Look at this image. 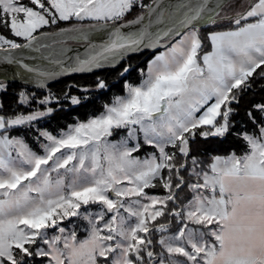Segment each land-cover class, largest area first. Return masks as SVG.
Masks as SVG:
<instances>
[{
  "label": "snow or ice",
  "instance_id": "snow-or-ice-1",
  "mask_svg": "<svg viewBox=\"0 0 264 264\" xmlns=\"http://www.w3.org/2000/svg\"><path fill=\"white\" fill-rule=\"evenodd\" d=\"M0 29L15 38L0 31V64L38 88L155 53L99 114L38 130L40 151L12 132L52 115L53 94L37 101L43 110L0 113V264H264V101L246 112L254 130L235 134L240 154L191 155L198 137L229 133L254 80L264 88V0H0ZM97 34L106 39L92 43ZM70 40L84 55L67 56ZM27 53L57 70L29 66ZM108 87L97 76L96 90ZM33 98L21 91L18 103ZM145 145L155 151L135 155Z\"/></svg>",
  "mask_w": 264,
  "mask_h": 264
},
{
  "label": "trees",
  "instance_id": "trees-1",
  "mask_svg": "<svg viewBox=\"0 0 264 264\" xmlns=\"http://www.w3.org/2000/svg\"><path fill=\"white\" fill-rule=\"evenodd\" d=\"M145 3H149L150 0H144ZM244 2V0H237V3ZM140 9L134 8L131 13L128 14L126 19H133ZM87 24L86 22H84ZM69 26L61 22L59 27ZM53 30H57V26H53ZM48 31H51L47 29ZM211 29H205V32ZM3 31V29H0ZM3 34L10 37L7 31H3ZM204 33H202V38ZM15 39V38H13ZM67 43L81 45V42L68 41ZM154 52H144L129 57L119 66L113 69H107L88 75H74L65 79H61L47 87L38 88L26 85L18 81H5L7 85L6 91L0 92V113L10 114L14 111L23 113L30 112L29 107H25L18 103V94L21 91L34 97L31 99L30 105L34 102L45 97L49 93L53 94L59 103H51L50 107L54 109L52 115L35 122L34 126L30 128H18L14 129L12 134L22 135L26 141L37 151H39L38 143L35 139L37 131L47 130L50 133L56 135L61 131L66 130L70 125L75 124L77 121H86L89 117L99 114L103 110V105L110 103L114 94L123 95L124 88L123 83L127 80L130 83L138 84L141 77L139 69L145 68L147 62L152 58ZM131 65L130 71L124 76L120 77V71L127 65ZM97 76L105 79L108 84L107 90H96L95 83ZM262 82L259 80L253 81V89L247 94L243 95L240 104L233 105L238 107V112L231 119L234 123L228 134L224 138H208L207 140L197 138L196 142L191 145V155L203 157V163L207 164L210 162L208 154H220L226 155L230 151L235 150L237 154H240L245 149V142L239 139L235 134L242 133L243 131L254 130V125L249 121L246 114L247 110L251 109V106L255 103L264 101V88L260 87ZM76 85V87H70ZM81 88H89L90 91L85 93L81 91ZM64 93H68L69 97L72 95L77 96L81 99V103L78 105H72L67 99L64 98ZM85 97H87L85 99ZM257 120L260 119L259 113L256 114ZM145 150L150 151L152 148L148 146L144 147ZM160 190V191H157ZM156 192L162 194V188H156L150 190V192ZM184 195L187 197L189 194L185 190ZM39 264V262H38Z\"/></svg>",
  "mask_w": 264,
  "mask_h": 264
},
{
  "label": "water",
  "instance_id": "water-1",
  "mask_svg": "<svg viewBox=\"0 0 264 264\" xmlns=\"http://www.w3.org/2000/svg\"><path fill=\"white\" fill-rule=\"evenodd\" d=\"M103 39H106V37H103L99 34L95 35L92 37V43H101ZM72 42H77L75 40H70ZM81 45H75V44H70L66 43L64 47L66 49H70V51L67 52L68 57H75L76 55H84L85 53V48H86V43L83 41H80ZM57 47H60L59 45ZM160 49H157L156 51H159ZM144 52H153L151 50L145 49L142 52L139 53H132L129 54L124 60H122L118 65L115 67L119 66L121 63H123L126 59H128L131 56L144 53ZM28 56L33 57L32 59H25L24 63L28 64L31 67H36L40 66L41 68H50L51 70L55 71L57 70L55 67L50 66L47 61L39 60L36 59V57H39V53H27ZM115 67H106L104 69H98L95 70L92 73H96L99 71L107 70V69H113ZM92 73H69L67 75H62V76H57L53 79L44 81V87H47L61 79H65L74 75H88ZM0 80H5V81H18L21 83H24L29 86L37 87L36 86V79L34 77V74L32 73H27L25 72L22 68H20L18 65H5V64H0Z\"/></svg>",
  "mask_w": 264,
  "mask_h": 264
},
{
  "label": "rangeland",
  "instance_id": "rangeland-1",
  "mask_svg": "<svg viewBox=\"0 0 264 264\" xmlns=\"http://www.w3.org/2000/svg\"><path fill=\"white\" fill-rule=\"evenodd\" d=\"M23 2L24 3H26V4H30V0H23ZM226 11H227V9H226ZM86 23H88V22H86ZM53 28L54 27H52V28H50L49 30H51V31H54L53 30ZM160 51V50H159ZM154 56V55H153ZM152 56V57H153ZM49 95V94H48ZM31 96V95H30ZM45 96H47V95H45ZM44 98V97H43ZM42 98V99H43ZM69 102H70V99H67ZM30 103H32V102H30ZM54 103V102H53ZM50 106V105H49ZM29 108H30V111H32L33 109H36V108H39L40 110H43L44 109V105H39L37 102H34L33 103V105L31 106V105H29L28 106ZM34 127H36V126H34ZM67 129V128H66ZM40 130V129H39ZM13 135H17V134H13ZM38 135H39V131H37V134L35 135V139L38 137ZM42 139V138H41ZM113 139H119V136L117 135V136H114L113 137ZM38 146H39V144H38ZM146 146V145H145ZM144 146V147H145ZM144 147L142 148V150L139 152V153H136L135 155H138V156H140V157H144L146 154H148V153H151V152H154L155 150L154 149H152V150H150V151H147V150H145L144 149ZM36 150V149H35ZM39 151H40V148H39ZM163 190V189H162ZM148 191H150V190H148ZM157 191H160V190H157ZM150 193H152V194H157L156 192H154V191H152V192H150ZM163 194V193H162ZM74 221H75V226H76V228L77 229H86L87 227H88V225H87V223L85 222V221H83L82 219H76V218H72ZM161 222H164L163 220L161 221ZM67 223V222H66ZM86 235V233L84 232V231H79V236L80 237H83V236H85Z\"/></svg>",
  "mask_w": 264,
  "mask_h": 264
}]
</instances>
